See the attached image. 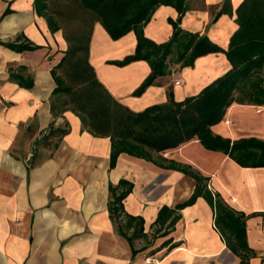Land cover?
Segmentation results:
<instances>
[{"label": "crops", "instance_id": "0c3cea01", "mask_svg": "<svg viewBox=\"0 0 264 264\" xmlns=\"http://www.w3.org/2000/svg\"><path fill=\"white\" fill-rule=\"evenodd\" d=\"M242 1L189 0L179 27L206 35L226 50L238 29L235 10ZM222 8L229 12L214 20ZM177 17L172 7H158L144 28L145 37L167 42L173 32L169 20ZM0 42L40 47L17 53L0 45V264H145L150 256L159 258V264H239L202 197L179 211L167 236L151 238L160 208L186 201L195 189V180L178 169L203 178L213 195L245 216L250 264H264V167H242L194 139L154 154L155 163L122 153L110 169V139L90 134L77 115L60 109L51 96L56 87L51 70L67 43L61 31H49L34 0H0ZM135 45L133 32L112 40L99 23L93 26L89 63L113 99L133 112L165 103L169 90L176 101L197 95L231 69L220 52L197 58L192 67L173 63L136 96L151 72L148 63H109L133 54ZM237 95L239 88L212 133L231 142H264V105L238 101ZM171 164L176 169L161 167ZM120 180L133 185L124 210L143 219L147 235L132 244L119 234L107 208L109 185Z\"/></svg>", "mask_w": 264, "mask_h": 264}, {"label": "trees", "instance_id": "16d2710c", "mask_svg": "<svg viewBox=\"0 0 264 264\" xmlns=\"http://www.w3.org/2000/svg\"><path fill=\"white\" fill-rule=\"evenodd\" d=\"M51 2L34 0L36 12L45 19L49 31H61L67 43L63 57L51 70L56 85L51 96L65 98L62 110L77 115L90 134L110 139V169L115 167L122 153L155 163L154 154L176 149L194 139L206 150L222 151L242 167H264L263 141L250 138L231 142L211 131V127L223 119L238 88L240 90L243 83L264 66V0H243L239 4L235 10L238 29L226 50L213 44L206 35L179 27L189 8V0H62L57 10L49 9ZM160 6L172 7L178 17L176 21L169 20L173 28L170 39L157 44L145 37L144 28ZM227 11L222 8L214 20ZM95 23H99L112 40L129 32L135 35L133 54L109 63L119 67L139 60L148 63L151 72L135 91L136 96L153 85L156 78L165 76L173 63L192 67L197 58L220 52L225 54L231 69L197 95L176 101L169 90L165 103L133 112L113 99L89 63V44ZM71 24L75 27L68 31ZM0 45L17 53L40 48L26 42H0ZM63 69L68 71L70 84L57 72ZM259 94L261 98L253 102L264 105V86ZM161 167L176 169L172 164ZM178 170L195 180V189L186 201L160 208L151 226V238L167 236L180 219L179 211L202 197L214 211V225L226 247L240 259L239 264H250L253 254L246 242L245 216L229 208L219 195H213L203 178L184 169ZM132 188V183L125 180H120L116 186L109 185L107 203L110 219L118 224L119 234L131 244L134 239L147 238L143 219L127 214L123 207V200ZM130 229L133 231L128 236ZM133 254L136 251L133 250Z\"/></svg>", "mask_w": 264, "mask_h": 264}, {"label": "rangeland", "instance_id": "374dc122", "mask_svg": "<svg viewBox=\"0 0 264 264\" xmlns=\"http://www.w3.org/2000/svg\"><path fill=\"white\" fill-rule=\"evenodd\" d=\"M61 3H62V0H59V1L58 0H56V1L52 0V2L49 3V9H55V10L60 9ZM69 26H70V27H68L69 29H67L68 31H70L71 30L70 28H73V26L75 27V25H73V24H71ZM57 72L59 73V75H61L64 78V80L67 84H70V82H71L70 76L68 75V71L66 69L58 70ZM263 86H264V68H262L261 71H255L243 83V85L241 86V88L239 90V95H237V97H236V100L242 101V102L243 101L253 102L255 98L260 99L261 95L259 94V89H261ZM64 100H65V98H63V97L55 98V101H56V103L60 109L63 107ZM255 152L258 153V151H255ZM222 225L223 224L221 223V226ZM153 257L159 260V258H157L155 256H153Z\"/></svg>", "mask_w": 264, "mask_h": 264}, {"label": "built area", "instance_id": "2783aa9c", "mask_svg": "<svg viewBox=\"0 0 264 264\" xmlns=\"http://www.w3.org/2000/svg\"><path fill=\"white\" fill-rule=\"evenodd\" d=\"M176 85H178L179 84V82H176L175 83ZM225 123H226V121H225ZM159 260L158 259H156V258H154V257H147L146 259H145V264H159Z\"/></svg>", "mask_w": 264, "mask_h": 264}]
</instances>
